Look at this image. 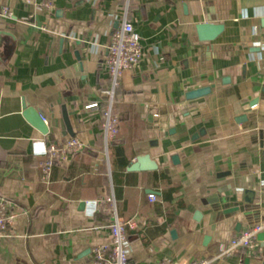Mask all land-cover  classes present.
Segmentation results:
<instances>
[{"label": "crops", "instance_id": "obj_1", "mask_svg": "<svg viewBox=\"0 0 264 264\" xmlns=\"http://www.w3.org/2000/svg\"><path fill=\"white\" fill-rule=\"evenodd\" d=\"M36 1L52 9L31 19L23 0H0L12 13L0 21V196L16 214L0 264H95L113 213L138 224L128 264H264V234L216 258L264 225V0ZM124 20L143 57L115 87L119 126L108 143L101 91L111 81L100 61ZM202 23L222 30L201 41ZM69 138L83 150L44 179V148Z\"/></svg>", "mask_w": 264, "mask_h": 264}, {"label": "built area", "instance_id": "obj_2", "mask_svg": "<svg viewBox=\"0 0 264 264\" xmlns=\"http://www.w3.org/2000/svg\"><path fill=\"white\" fill-rule=\"evenodd\" d=\"M28 11V17L33 19L36 11L40 7L52 9L51 3H43L38 5L36 0H23ZM12 13L8 7L0 8V21L9 19ZM141 40L132 24L126 20L122 21L120 27L113 31L110 35L108 45L105 47V54L101 58L100 65L107 71L111 81V87L101 91L108 104V109L104 112L103 129L106 142H111L117 134L119 126V116L112 111V103L114 98V90L118 84V80L124 71L134 68L143 57ZM96 106V103L86 105L85 108ZM45 122V120L42 118ZM83 144L76 138H69L62 142H49L44 148V163L41 167L42 177L47 179L52 166L55 163H63L70 156H73L83 150ZM151 201L156 200L154 195H150ZM93 212L100 208H105L106 204L101 201H91ZM106 209V208H105ZM16 220V214L12 210V204L4 197L0 196V237L6 236L10 228L13 227ZM108 243L95 246L92 249V259L95 264H128L129 243L128 233L135 231L138 224L134 219L122 220L117 217L116 213L111 215V221L108 225ZM264 230L263 224L243 229L236 237L228 243L220 246L219 254L216 258L228 257L232 252L239 248L249 247L257 236ZM108 253V256H106ZM160 264H209L207 260H198L191 262L171 263L165 261Z\"/></svg>", "mask_w": 264, "mask_h": 264}, {"label": "water", "instance_id": "obj_3", "mask_svg": "<svg viewBox=\"0 0 264 264\" xmlns=\"http://www.w3.org/2000/svg\"><path fill=\"white\" fill-rule=\"evenodd\" d=\"M222 30L221 25H214V24H198L196 26V31L198 33V37L201 41H210L214 39ZM192 94H197L192 93ZM22 115L24 118L30 123L37 131H39L41 134L46 135L48 133V128L44 121L41 119L40 115L32 108L26 107L25 104H22ZM146 162L145 159H138L136 163H132L128 167V171H138L143 169L144 163ZM152 165L148 167V169H151ZM264 233H259L257 236V239H260L263 236Z\"/></svg>", "mask_w": 264, "mask_h": 264}]
</instances>
